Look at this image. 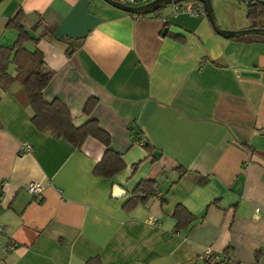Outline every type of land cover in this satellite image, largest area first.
Returning a JSON list of instances; mask_svg holds the SVG:
<instances>
[{"label":"crops","instance_id":"crops-1","mask_svg":"<svg viewBox=\"0 0 264 264\" xmlns=\"http://www.w3.org/2000/svg\"><path fill=\"white\" fill-rule=\"evenodd\" d=\"M19 8L39 38L24 47L53 72L44 98L62 101L76 126L97 120L125 167L96 176L104 145L37 130L23 86L0 88V264H264V39L106 0H0L4 29ZM36 21L50 31L40 37ZM7 31L10 46L18 33ZM143 180L154 195L126 211ZM180 205L189 225L173 216Z\"/></svg>","mask_w":264,"mask_h":264},{"label":"trees","instance_id":"trees-1","mask_svg":"<svg viewBox=\"0 0 264 264\" xmlns=\"http://www.w3.org/2000/svg\"><path fill=\"white\" fill-rule=\"evenodd\" d=\"M246 6L248 17L258 18V16L264 15V5L248 4ZM25 18V12L19 8L7 20L6 27L14 28L18 35L10 46L0 43V88H8L14 81L23 86L27 103L33 111L31 123L37 130L48 132L54 137H63L76 148H79L87 137L98 140L104 145L105 152L101 160L94 166L93 173L105 178L113 176L125 167V162L121 154L111 148L110 136L99 126L97 120L88 118L83 124L76 126L68 107L62 101L59 99L47 101L44 98L42 90L51 79L53 72L47 68L36 51H30L24 47L26 42H37L39 39L32 37L26 30ZM41 25H43V30L40 37L50 31L48 26L42 24L41 21H36L33 24V29L35 30ZM253 26L264 27V23ZM50 28L52 29V27ZM254 37L264 39V35H244L233 39L243 40ZM10 63L15 66V75L8 72ZM93 103L94 99H89L84 107V113L87 116L90 115ZM143 145L148 148L145 141ZM153 185L154 181L152 180L141 181L134 189L133 195L126 201L124 209L128 211L139 203H145L149 197L154 195ZM173 216L177 220L178 226L189 225L193 220L192 214L181 205L175 208ZM85 264H101V262L98 257H93L88 259Z\"/></svg>","mask_w":264,"mask_h":264},{"label":"rangeland","instance_id":"rangeland-1","mask_svg":"<svg viewBox=\"0 0 264 264\" xmlns=\"http://www.w3.org/2000/svg\"><path fill=\"white\" fill-rule=\"evenodd\" d=\"M213 15L215 18L216 23L223 29L231 30V28H228L229 24L235 23L236 25H240V27L249 28L247 25H252L250 27H253V23H264L263 16H258V18H250L248 17V10L247 6L240 2L239 0H209ZM172 11L171 5L168 4L166 6H163L160 9L161 13L169 14ZM260 15V14H259ZM241 28V29H244ZM4 30H8L7 32H10L11 34H17V31H15L14 28H7L4 29L0 25V32H4ZM5 37L7 38L9 36V33H4ZM3 38V39H4Z\"/></svg>","mask_w":264,"mask_h":264},{"label":"water","instance_id":"water-1","mask_svg":"<svg viewBox=\"0 0 264 264\" xmlns=\"http://www.w3.org/2000/svg\"><path fill=\"white\" fill-rule=\"evenodd\" d=\"M107 2L117 6L118 8L132 13V14H149L152 13L163 6H166L168 4H171L172 2H178L182 0H155L152 1L146 5L138 6V7H130L126 5H122L120 3H117L113 0H106ZM202 3L204 9H205V15L207 16V19L212 27V29L221 37L226 38V39H233V38H238L240 36L244 35H264V27H249V28H244V29H239V30H226L221 28L215 21L212 7L210 4L209 0H198ZM113 193L114 195H123L124 192L121 190V188L117 185L113 186Z\"/></svg>","mask_w":264,"mask_h":264},{"label":"built area","instance_id":"built-area-1","mask_svg":"<svg viewBox=\"0 0 264 264\" xmlns=\"http://www.w3.org/2000/svg\"><path fill=\"white\" fill-rule=\"evenodd\" d=\"M117 3H120L122 5L130 6V7H138L142 5H146L152 1L155 0H113ZM240 2L244 3L245 5L248 4H258V5H264V0H239ZM172 13L178 14V13H185L192 16H198V15H205V9L202 5V3L198 0H182L178 2H172L171 4ZM140 144H144V140L141 138L136 139ZM30 149L29 145H26L23 147V150L27 151ZM27 190L30 193L38 194L41 191V187L37 183H30L27 185ZM258 211V209L256 210ZM8 249L14 248V242L11 241V243L7 246ZM264 253V248H263Z\"/></svg>","mask_w":264,"mask_h":264}]
</instances>
